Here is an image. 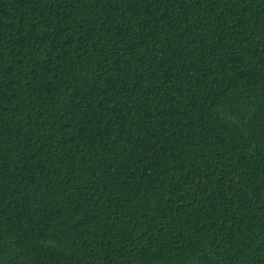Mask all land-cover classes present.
<instances>
[{
    "label": "trees",
    "instance_id": "trees-1",
    "mask_svg": "<svg viewBox=\"0 0 264 264\" xmlns=\"http://www.w3.org/2000/svg\"><path fill=\"white\" fill-rule=\"evenodd\" d=\"M0 264H264V0H0Z\"/></svg>",
    "mask_w": 264,
    "mask_h": 264
}]
</instances>
